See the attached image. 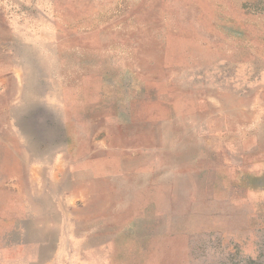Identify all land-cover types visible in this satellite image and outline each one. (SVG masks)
Instances as JSON below:
<instances>
[{
    "label": "rangeland",
    "instance_id": "obj_1",
    "mask_svg": "<svg viewBox=\"0 0 264 264\" xmlns=\"http://www.w3.org/2000/svg\"><path fill=\"white\" fill-rule=\"evenodd\" d=\"M83 122L123 174L85 183L64 250L28 264H264V0H0L4 235L25 145ZM88 233L119 243L86 257Z\"/></svg>",
    "mask_w": 264,
    "mask_h": 264
},
{
    "label": "crops",
    "instance_id": "obj_2",
    "mask_svg": "<svg viewBox=\"0 0 264 264\" xmlns=\"http://www.w3.org/2000/svg\"><path fill=\"white\" fill-rule=\"evenodd\" d=\"M84 106L87 108L88 105ZM127 107H132V104ZM82 108L77 109L86 113V109L84 111ZM128 114L130 117L126 123H121L125 126L126 132L132 131L131 122H138L140 118L138 111L133 110V113ZM120 116L123 117V114ZM81 126V131L77 135L74 124L70 132L67 127L66 130L58 127V123L55 127L56 132L51 128L53 134L49 139H39L40 144L44 145L45 151L49 153H37L25 145L26 153H23L18 160L29 163L28 178L34 183L24 201L19 205L8 204V208L14 211L12 214L7 212V215L13 216L14 222L6 230L5 235L4 229H0V264H28L29 259L52 257L63 251L62 246L69 236L68 233L71 232L69 227L76 223L78 201L85 193L83 185L98 178L111 177L115 173L123 174L122 159L112 153L108 154L109 152L96 153L91 144L88 146L86 138L88 135L81 133L87 130L88 126L85 122ZM4 140L2 142H5ZM1 144L8 151L10 145ZM46 177L50 178L53 185L51 183L49 187L46 186L44 182ZM18 209L21 212L14 216ZM84 240L89 243L86 257L109 253L111 247L115 248L117 242L119 243L115 236L96 233L85 234ZM126 249H133L130 241ZM113 252L111 255L115 256L116 252L114 250ZM119 252H122V249Z\"/></svg>",
    "mask_w": 264,
    "mask_h": 264
}]
</instances>
